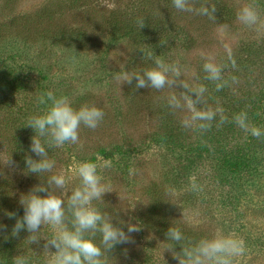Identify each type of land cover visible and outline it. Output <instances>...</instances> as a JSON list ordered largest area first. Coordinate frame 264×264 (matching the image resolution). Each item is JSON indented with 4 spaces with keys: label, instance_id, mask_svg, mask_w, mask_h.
<instances>
[{
    "label": "rangeland",
    "instance_id": "obj_1",
    "mask_svg": "<svg viewBox=\"0 0 264 264\" xmlns=\"http://www.w3.org/2000/svg\"><path fill=\"white\" fill-rule=\"evenodd\" d=\"M86 1L85 6H75L68 0H0V55L3 61L8 56H17L16 65L23 61L30 66L41 67L44 76L48 77L45 80L38 71L27 69L19 94L9 99L8 107L0 105V179L17 184L19 200L26 198V194L39 184L37 179L26 177L18 165L12 164L5 145L9 146L13 131L18 129L9 123L46 112L48 108L42 107L44 104H40L38 98L52 91L57 97H67L76 109L83 105H95L105 113L96 129L81 126L78 142L57 147L58 156L50 158L56 162L51 173L68 178L63 188V198H67V194L70 195L80 184L78 166L94 157L98 172L111 185V191L101 200L93 201V206L101 204L106 209L104 214L114 223L131 222L140 227L138 232L131 234L132 242L118 245L108 254L107 264H179L173 256L176 253L172 254L176 247L165 236L168 228L174 226L186 235L191 228L194 236L198 234L201 238L231 235L242 240L246 249L242 255L235 257L234 264H264V177L261 183L255 182L257 185L249 188V196L243 198L242 204L235 209L227 205V198L238 195L239 190L235 186L225 188L222 185L224 172L216 163L202 161L190 172L195 179H190L188 184L182 182L177 185L171 181L175 178L172 173L177 168L178 154L150 144V135L162 124L163 113L167 114V109L161 108L160 103L168 104V96L175 94L179 97L181 92L186 91L182 83H187L190 88L204 85L201 81L206 74L203 64L209 56L224 65L223 78L248 77L249 80L242 79V84L254 94L260 90L259 95L264 93V60L256 55L259 46L264 50V0H189L195 8L202 5L215 7L213 19L175 8L172 16L165 19L161 15L169 31L167 40L164 36L159 38L167 41L159 59L175 64L179 76L169 75L176 81L172 87L166 86L161 90L143 88L136 100L129 95L133 83L121 84L115 77L120 72L142 75L144 70L155 66V57L141 60V49L146 51V48L138 40L112 45L108 23L117 19H124L126 25L134 23L142 14L139 9H133V5L146 2ZM159 5L155 1L146 7L153 12L150 17L153 21L155 17L159 19ZM245 6L256 10V24L249 26L238 20L239 11ZM12 17L15 18L8 20ZM12 22L16 24L10 25ZM76 27L86 31V37H80L84 39L76 35ZM10 30L16 35L15 41L10 37ZM17 33L28 42L21 41ZM59 34H66V39H58ZM228 48L232 56L241 52L242 64L249 67L230 65ZM263 57L264 54L260 58ZM4 70L5 65L0 62V83L5 84L1 80L7 72ZM5 96L2 94L0 97ZM3 100L0 99V103ZM206 101L205 93L201 99L203 107ZM209 108L212 109V106ZM172 110L179 120L176 122L180 124L183 117L189 114L187 109ZM194 131L185 129V139L193 145L205 144L206 140L193 135ZM223 138L226 142L214 143L222 147L223 154L234 152L235 147L243 142L237 136ZM115 148L124 153L118 154ZM134 149H138L139 153ZM102 151L106 155L113 153L111 159ZM196 181L200 184L199 190L192 189ZM168 189L175 190L174 197L168 195ZM179 222L182 225L176 224ZM145 224L154 225L155 230L145 231ZM65 225L69 226L67 220ZM55 231L53 226L45 224L36 233L39 251L35 257H44V264H49L56 251L44 247L45 241L51 239ZM248 235L254 245L247 242ZM169 247L175 248L170 251ZM39 262L37 259L32 264Z\"/></svg>",
    "mask_w": 264,
    "mask_h": 264
},
{
    "label": "clouds",
    "instance_id": "obj_2",
    "mask_svg": "<svg viewBox=\"0 0 264 264\" xmlns=\"http://www.w3.org/2000/svg\"><path fill=\"white\" fill-rule=\"evenodd\" d=\"M175 9L182 12L195 13L213 19L215 7L202 5L195 8L189 0H172ZM238 20L246 25L257 23L258 14L251 6L243 7L238 15ZM137 24L144 27V20L138 19ZM227 47V46H226ZM141 51L145 52L143 49ZM146 55L151 59L152 53ZM227 55L236 66L230 48ZM154 67L146 69L143 74L132 72H120L115 79L122 83L131 85L135 79V88H151L156 90L164 89L166 86L172 87L175 80L169 78L170 74L179 76V70L175 64L165 63L162 59H154ZM224 65L218 64L209 56L203 64V71L206 73L205 79L216 82L217 90L223 88L227 81L223 78ZM237 78L232 77L236 82ZM186 90L178 97L175 94L168 96L167 103L172 109H187L188 115L181 120V124L186 129H198L201 131L211 127V122L220 114L221 123L226 119L223 110H199L196 105L201 101L207 88L201 85L197 88H190L187 83H182ZM195 94V99L192 98ZM40 104L50 106L43 114L30 117L26 126L32 128L35 135L31 138L30 151L32 156L25 157L26 169L30 174L38 177L43 173H51L55 167V160L50 159L48 149L62 146L66 143L75 144L79 140V130L81 126L89 129H96L103 121L104 111L95 105H83L79 109L74 108L65 96H55L52 91L42 94L39 98ZM235 123L245 133L253 137L264 136V129L257 126H250L248 115L241 111L233 117ZM77 175L80 184L67 194V198L53 194L52 188L63 189L68 178L63 174H53L48 177L46 184L41 182L35 185L26 194V198H21L20 204L23 206V216L17 219L12 228V235H18L21 231H27L30 235L36 234L42 225L53 226L56 231L51 239L45 241V248H54L56 251L51 257L49 264H105V254L111 253L117 245L127 244L131 241V234L138 232V224L114 223L112 219L95 206L93 201L101 200L104 195L111 191V185L106 183L98 172L97 163L86 161L77 168ZM196 186L193 184L192 189ZM46 193L45 195H41ZM174 189H168L170 197L175 196ZM66 213H71V228L65 225ZM15 214L12 213L11 216ZM185 215V213H183ZM6 225L0 224V229ZM125 228L127 231H125ZM97 233L100 235L99 242L95 239ZM166 240L174 245H180L181 252L173 251V256L178 259L179 264H234V259L245 252L244 242L231 235H215L199 239L193 246H184V234L178 227H169L165 233ZM33 240L35 236L33 235ZM176 247V246H175ZM175 247H169L173 250ZM13 264H30L25 256L14 258Z\"/></svg>",
    "mask_w": 264,
    "mask_h": 264
},
{
    "label": "trees",
    "instance_id": "obj_3",
    "mask_svg": "<svg viewBox=\"0 0 264 264\" xmlns=\"http://www.w3.org/2000/svg\"><path fill=\"white\" fill-rule=\"evenodd\" d=\"M68 1L72 5L75 4V6H85L87 2L86 0ZM144 1L146 4L137 2V4L133 5V9H139L142 14L140 17V19L142 18L144 20V27L142 29L137 24V20L134 23H129L128 25L124 23V19H117L113 20L111 23H108V28L110 29V42L112 45L127 40L141 41L140 44L146 48V51H144L145 55L143 53V56L139 57L141 60L142 58H149L146 55L148 52L152 53V58L162 57L164 49L167 46V41H161L159 38L160 36H164L167 40L169 27L167 23L163 22V19H161L160 16H164L165 19L167 16H172L175 8L173 6L172 0ZM155 1L160 3V11L159 19L155 17V20L153 21L152 18H150L153 12L149 11L148 8L146 9V7L148 4ZM13 18L15 17L9 18L8 20H12ZM166 21L168 22V19ZM15 24L16 22H12L10 25ZM10 31L12 33V36L10 37L12 38V41H15L16 35L12 30ZM85 32L86 31L82 27H76V35L79 36V38H85ZM17 36L21 41L28 42V40L22 37V34L17 33ZM57 38L65 40L66 34L63 36H60L59 34V37ZM259 49L256 51L257 58L264 60V57L260 58L262 57V54H264V50H261L263 49L261 46H259ZM248 53L251 55L250 52ZM233 58L235 59L236 64L245 68L249 67V65L245 66V64H242L243 56L241 55V52L233 55ZM0 62L4 63L5 70H7L5 76L1 79L5 82V84L2 82L0 83V96L2 94H6L5 97H0V99H5L2 101L3 103H0V105H5L8 107L7 102L9 99H11V97L14 98L19 94L18 91L23 87L24 73L28 71L27 69L38 71L40 75H43V79H48L47 76H44L45 73L41 67L39 68L38 66H30V63H25L23 61L19 63V65H16V62H18L17 56H8L6 61H3V57L0 55ZM229 62L230 65H232L230 60ZM133 65L136 66V64ZM205 76L206 74L201 77V81L207 88V101L205 102L204 107L201 101L196 105V107L199 110L210 109V106H212V110L217 108L222 109V114L226 118L224 122L221 123L220 114L218 113L216 119L211 122L210 128L204 131L195 129L193 135H196L202 140L205 139L206 142L205 144L201 145H193L191 142H189V140L185 139L186 128H184L182 124L176 122L179 120L173 113V110L168 106V104H163L162 102L160 103V107L166 108L167 114L163 113L162 124H160V127H158V129L150 135L152 136L150 144L164 147L168 153L178 154L177 168L172 173V176L175 178H173L171 181L175 182L177 185L182 182H186L188 184L190 179H195L196 177H191L190 172L193 171L194 166H200L202 161L216 163V165L224 172L222 185H224L225 188L229 186H235L239 190L238 195L236 194L234 197L228 196L227 198L229 201L227 205H232V207L238 209V207L244 201L243 198H247L249 196V188L253 185L256 186L257 184L255 182L261 183L262 178L264 177V136L257 138L245 133L238 127L233 117L241 111H244L248 115L250 126H257L264 129V93L259 95V93L262 91L260 90L258 93L254 94L251 89L244 86L241 81L242 79L249 80L248 77L245 78L242 76V79L236 77V82H233L228 78H224V80L227 81V84L223 88L217 90L216 82L206 80ZM135 83L133 82L132 91L129 93L133 100H136L143 90V88L136 89ZM249 87L251 88V86ZM8 93L13 95L9 96ZM192 98L195 99V95H192ZM49 106L50 102L48 104H44L42 107L48 108ZM28 121L29 118L24 117L19 122L9 123L14 127H18V129L13 131L9 146H5L8 149V154L12 160V164L14 166L18 165V169L21 173L23 172L28 178L37 179L38 183L43 182L46 184L48 177L53 175L52 173H43L38 177L36 174H30L28 169H26L25 157L32 156L34 159L37 158L30 151L31 138L35 135V132L32 128L26 126ZM228 136H237L240 140H243V142L238 144V148L235 147L236 150L234 152L223 154L222 147L215 146L214 143L220 142V144H222L223 142H226L223 137ZM115 149L118 154L124 153V151L119 148ZM134 151L139 153L138 149H134ZM102 153L106 155L105 151H102ZM48 155L49 158L51 156L56 158L58 156L57 147L53 146L49 148ZM110 155H113V153L107 154L106 157L110 158ZM260 155H262L261 159ZM89 161L96 163L94 157H92ZM4 179L5 178L2 180L0 179V224L6 225V228L0 229V264H13L14 258L17 256L27 257L30 261V264H32L37 259L40 261V264H44V257H40V255H37V259L35 257V254L39 251V245L37 241L34 242L33 235L35 236V240H38L36 239V237H38L36 236L37 234L30 235L27 231H21L18 235H12V228L14 227L17 219H20L23 216V206L20 204L21 199L19 200L17 195V184L14 181H11L10 183L8 182L9 180ZM195 183L194 185L196 186V190H199L200 184L198 185V181ZM52 191L53 194L64 197L63 189L56 188L55 191L53 186ZM45 194L46 193H42L41 195ZM94 206L97 207L102 212V214L105 213L106 209L102 207L101 204L98 203ZM12 213L15 215L10 217L9 215H12ZM65 220H67V224H69L68 227L71 228V213H66ZM176 224L182 225L181 222ZM153 227L145 224L144 229L145 231L149 230L152 232L155 230V227ZM189 229L190 230L187 232V235L184 233L185 240L183 243L185 247H191L199 239H201V235L197 234V236H194L192 233L194 231L191 228ZM95 239L97 242H99V233H97ZM246 239L248 243L254 245L255 242L250 235H248ZM175 246V252L182 251L180 245ZM117 248L118 245L114 250ZM108 254L109 253H106L104 257L105 264L109 262Z\"/></svg>",
    "mask_w": 264,
    "mask_h": 264
}]
</instances>
